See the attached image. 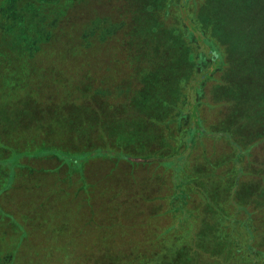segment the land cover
Segmentation results:
<instances>
[{"label":"rangeland","instance_id":"374dc122","mask_svg":"<svg viewBox=\"0 0 264 264\" xmlns=\"http://www.w3.org/2000/svg\"><path fill=\"white\" fill-rule=\"evenodd\" d=\"M184 13L213 38V54L221 62L216 71L205 43L184 30ZM63 24L89 52L80 61L72 55L56 60L64 79L48 88L58 94L61 108L53 117L76 113L73 124L82 130H56L49 137L53 142L20 141L21 150L93 154L103 148L131 159L96 157L73 171L59 168L57 159L27 162L41 171L37 183L15 184L2 198L4 210L22 220L40 202L56 213L43 209L50 219L46 232L28 230L25 242L11 237L2 248L22 243L24 252L41 251L39 264L99 263L102 251L113 249L135 262L153 252L182 251L168 263L173 258L175 264H264L247 250V216L237 209L252 204L253 194L234 197L236 178L256 184L249 173L262 169L264 131L250 137L234 131L230 121L232 81L244 75L236 66L247 43L264 39V0H84L72 6ZM70 41L69 48L76 44ZM205 74L211 77L198 94L196 83ZM193 104L206 129L196 140L189 135ZM223 132L233 134L245 153L238 157ZM254 139L258 144L251 147ZM31 185L36 193H29ZM255 218L260 225L264 212ZM197 235L203 252L189 260ZM259 248L264 251V241Z\"/></svg>","mask_w":264,"mask_h":264},{"label":"trees","instance_id":"16d2710c","mask_svg":"<svg viewBox=\"0 0 264 264\" xmlns=\"http://www.w3.org/2000/svg\"><path fill=\"white\" fill-rule=\"evenodd\" d=\"M82 1L84 0H0V264H39L45 258L41 251L24 252L22 243L29 238L28 234L25 235L28 230L34 229L38 233L47 231L46 226L50 219H45L44 217L48 214L42 211L45 209L50 212L52 206L35 203L34 207L26 210L22 220L16 218L11 212H6L2 206L3 196L10 193L18 182L37 183L36 176L41 171L32 169L27 162L57 159L61 163L59 168L67 166L73 171L83 170L84 164L96 157L113 156L119 160L131 159L128 154H114L103 148L95 150L93 154L86 151H81L79 154L75 153L76 151L57 148L46 152L21 150L25 149V145L23 146L20 141L36 139L51 141L49 137H54L56 130L70 134L75 133L71 131L72 127L76 131L82 130V127L73 124L77 117L76 113L68 114L64 111V115L59 114L53 117L61 111V108H57L59 104L56 95L58 94L49 90L52 85L57 86L64 79L63 73L57 68L63 66L56 63V60L72 55L80 61V57L87 56L89 52L84 47L87 44H82L81 41L77 43L78 36L71 33V30L68 31L63 24L72 6ZM182 19L188 37L195 36L198 40L201 39L206 45H204L206 53L213 55V64L216 66L214 71H216L221 62L219 58L216 59L215 53L213 54L215 49L213 38L206 34L196 17L191 18L184 13ZM95 34L99 35L100 31ZM70 40L76 41L71 48L68 44ZM246 45L249 48L236 66L244 70V75L232 81L236 99L230 121H233L234 131L241 130L252 137L264 131V39L250 41ZM91 50L90 48V53ZM198 55L201 57L200 54ZM53 61L56 67L53 66ZM47 68L50 71H46ZM210 77V74H205L197 81L198 94L203 91L202 84ZM43 78L46 81H43ZM72 80L74 81L73 78ZM187 97L186 94V99ZM146 98L150 96L147 95ZM190 98L194 99L192 96ZM191 120L195 126L190 128L189 135L196 140L197 137L206 133L196 104H193L191 108ZM223 133V136L233 138V134L230 133L228 136L226 132ZM53 139L55 138H52L51 142ZM260 140L263 141L264 136ZM231 142L238 152V157L245 153L234 140L231 139ZM256 144L258 140L254 139L250 146L253 147ZM261 167L263 170L261 169L256 176L249 173V176L254 178L256 183L254 185L249 184L250 180L242 183L240 177L236 178L237 188L234 197L239 198L240 195L248 192L253 194L251 195L254 201L250 202L252 204L237 205L238 212H243L247 216L244 220L245 227L242 223L239 224L248 234L246 244L248 252L259 254L260 262H264V251L259 248L260 242L264 241V218L261 219L260 225L255 223L257 219L255 215L264 212V162ZM239 171L240 174H244L243 168ZM34 188L31 185L32 190H28L30 194L36 193ZM259 202L261 205H257ZM183 222L185 218L180 221V223ZM258 231L260 237L257 234ZM11 237L19 239L18 243L21 239V245L18 244L14 250H4L2 247L9 245ZM198 239H200L199 236L195 239L197 244L190 249L189 260L197 253L203 252V249L201 250L198 246L200 243ZM6 242L7 245H2ZM239 244V241L234 242V245ZM102 252L100 261L98 259L99 263L94 264H175L173 258L172 262L168 263V258L183 255L182 251L171 255L153 252L154 255L151 258L144 257L135 262L132 256L125 254L122 250L113 249Z\"/></svg>","mask_w":264,"mask_h":264}]
</instances>
